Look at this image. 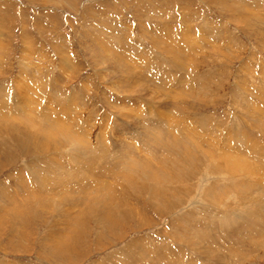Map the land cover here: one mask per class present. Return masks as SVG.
<instances>
[{
    "label": "rangeland",
    "instance_id": "obj_1",
    "mask_svg": "<svg viewBox=\"0 0 264 264\" xmlns=\"http://www.w3.org/2000/svg\"><path fill=\"white\" fill-rule=\"evenodd\" d=\"M238 7L245 14H235ZM164 112L188 153L186 137L196 140L193 165L168 140L151 150L147 132L163 129ZM49 126L60 144L41 141L47 146L41 151L40 130ZM72 135L93 149L96 169L78 154ZM105 149H123L150 169H128L113 154L103 158ZM201 150L219 162L224 153H239L251 172L237 165L230 177L251 189L224 194L208 210L206 190L231 180L219 178L218 168L212 174ZM103 168L119 175L106 177ZM263 171L264 0H0V264H120L124 254L137 255L138 245L142 257L182 253L200 264L202 251L174 241L175 223L204 209L201 217L217 222L254 210L250 200L259 185L264 191ZM155 181L166 188L168 209L143 192ZM105 182L110 189L100 190ZM95 184L82 199L81 188ZM63 211L75 214L70 227ZM60 236L65 248L47 245L60 247ZM226 236L223 252L238 244L247 255L237 264H264L260 243L245 247Z\"/></svg>",
    "mask_w": 264,
    "mask_h": 264
},
{
    "label": "bare ground",
    "instance_id": "obj_2",
    "mask_svg": "<svg viewBox=\"0 0 264 264\" xmlns=\"http://www.w3.org/2000/svg\"><path fill=\"white\" fill-rule=\"evenodd\" d=\"M235 5H238V4H235ZM242 6V5H240ZM245 7V6H244ZM228 8V7H227ZM240 8V10H239ZM242 7H238L237 9H235V14L236 13H244L242 10H241ZM233 10V9H232ZM246 10V9H245ZM231 11V10H230ZM245 14V13H244ZM250 17V16H249ZM249 17L248 19L246 18V22L249 21ZM244 18V17H243ZM244 20V19H243ZM251 20V19H250ZM240 21V20H238ZM189 37V36H188ZM187 41V40H186ZM192 41V40H191ZM187 43V42H186ZM195 49V48H194ZM171 77V76H170ZM55 94V93H54ZM154 97V96H153ZM134 100V99H133ZM120 104V103H119ZM160 106V105H159ZM23 107V106H22ZM28 114V113H27ZM138 114V113H137ZM141 116V114H139ZM163 117H165V121L166 122H163V129H165V131H162V127H159L155 130H152V132L148 131V137L149 139L151 140V143H152V146H151V150H153L155 147V143H158L157 140L159 141L160 145H162L161 143L165 140H168L170 143H171V146H172V149H177L176 151H178L179 153L181 152L182 148H184L183 152L185 155H183V152L181 154V156H185L186 158H184L187 162H189L190 164H192V159L189 157V154L191 152V144L194 148V150H197L198 148V144L192 140V138L189 136V137H186L187 139H185V141L190 144L189 146V153H188V148L186 147V145L183 143H179L178 141H176L175 137L172 136V133H171V130L170 129V121L168 122L167 119H168V116H169V119L171 120V117L169 114L167 113H163ZM128 119H131V116L128 114L127 115ZM160 116V115H159ZM138 117V116H137ZM162 117V116H161ZM160 117V118H161ZM48 118V117H47ZM126 118V119H127ZM14 119V118H13ZM45 119V118H44ZM50 119V118H48ZM135 119V117H134ZM137 119V118H136ZM161 119H164V118H161ZM160 119V120H161ZM132 120V119H131ZM140 120V119H139ZM164 121V120H163ZM172 121V120H171ZM45 123L46 122V119L44 121ZM49 122V120H48ZM51 123V121H50ZM53 123V122H52ZM29 124V123H28ZM48 124V123H47ZM55 124V123H54ZM165 125V127H164ZM47 126V125H46ZM58 126V125H57ZM29 127V125L27 126ZM34 127V125L32 126ZM143 127V126H142ZM141 127V128H142ZM52 128V130H54V126H49L48 127V131L47 133L44 131V129L40 130L41 133H42V136L43 138L40 140V143L39 141L38 142H34L33 140V144L35 143L36 145L39 143V145L41 146V141H48L47 144L49 143H55L57 145L60 144L59 142V138L57 137V134L55 133H51L50 132V129ZM57 128V127H56ZM135 129V128H134ZM143 129V128H142ZM161 129V130H160ZM65 131H67L68 129H64ZM39 131V132H40ZM62 131V130H61ZM59 131V132H61ZM38 132V133H39ZM63 132V131H62ZM150 132V133H149ZM69 133V131H68ZM146 133V134H147ZM30 134V133H29ZM47 134V135H46ZM139 134V133H138ZM165 134V135H164ZM12 135V134H11ZM39 135V134H38ZM65 135V134H64ZM70 135V134H69ZM175 135V134H174ZM74 137H71L70 140H74L77 144V152L78 154L81 155V158L84 159L87 164L89 165L90 163H92V165L94 166V168L96 169L97 166H99V164H97V162L95 160H93L94 158V154L93 152H91L93 149L91 147H89V144L84 142V140L81 139V137H77V139H75V135H72ZM166 136V137H165ZM196 136V135H195ZM36 137V136H35ZM247 137L248 136H245L243 133H242V136H240V139L243 141L246 142L247 140ZM53 138H58L57 141L53 140ZM64 138V137H63ZM3 139V138H2ZM163 139V141H162ZM26 140H30L29 139H26ZM38 140V139H37ZM62 140V139H61ZM70 140H67L69 142H71ZM25 141V140H24ZM31 141V140H30ZM65 141V140H64ZM162 141V142H161ZM26 142V141H25ZM200 143V142H199ZM34 144V145H35ZM43 144V143H42ZM30 145V143H29ZM50 145V144H49ZM164 145H165V142H164ZM54 146V147H55ZM170 146V147H171ZM227 146V144H226ZM49 147V146H48ZM163 147V146H162ZM255 147V146H254ZM47 146H41L39 149L41 151H43L44 149L46 150ZM50 148V147H49ZM48 148V149H49ZM53 148V147H52ZM68 148V147H67ZM74 148V147H73ZM234 148V147H233ZM32 150V148H30ZM36 149V147H35ZM34 149V150H35ZM47 149V150H48ZM203 149H205L203 147ZM250 149V148H249ZM106 150V149H105ZM108 150V149H107ZM106 150V151H107ZM234 150V149H233ZM75 151V150H74ZM116 151V150H115ZM118 151V150H117ZM113 152V153H112ZM107 151L106 155L103 156V158H107L109 155L113 154L114 157H116L115 159L113 160H119L117 163H120V165H123V166H126L128 169H131V167L133 168V170H140L143 168H147L149 167L148 169H150V166L148 164V162L144 161L142 163L139 162V160H136L132 157L130 158H126V151L123 150V149H120L118 152H114V151ZM199 152V151H197ZM201 152L203 154H205L204 156L205 157H209L210 159V165H211V170H212V174H215V169L218 168V170L220 171V174H219V178L221 179H225V180H231L230 181V185L228 186H223V185H219L217 184V187L215 188V185H212V187L208 188L206 190L207 192V195H206V199L208 198L209 199V204L206 206V208L208 210L212 209L210 206V204L212 205L213 203V206L215 205H218L219 201L222 200V197L224 194H228L230 192L233 193V191H235L236 193V190L237 192L239 191L240 193H243L241 190L245 191L247 189H251L249 187V183L246 184V183H243L242 181H239V180H236L235 178H232L230 177V175H235L237 169L235 168V166L237 165H246L247 169H249V173L251 172L250 171V166H249V163L248 161H244V159L242 158V156L239 154V153H233L232 155H229L228 153L227 154H223V156L221 157V160L219 162V159H216L214 160L213 157H212V153L211 155L206 153L205 150H201ZM230 152V150H229ZM33 153H36V152H33ZM41 153V152H40ZM46 153V152H45ZM103 153V152H102ZM175 154V153H173ZM246 154V153H245ZM182 156V157H183ZM188 156V157H187ZM221 156V155H220ZM43 157V156H42ZM88 157V158H87ZM102 157V156H101ZM100 158V157H99ZM37 159V158H36ZM35 159V160H36ZM40 159V158H39ZM98 159V158H97ZM101 159V158H100ZM98 159V163H99V160ZM208 159V158H207ZM75 161V160H74ZM102 161V159H101ZM204 161V160H203ZM47 162V161H46ZM109 162V161H108ZM150 162V161H149ZM186 162V164H187ZM218 162V163H217ZM103 163V162H101ZM110 163V162H109ZM115 163V164H117ZM40 164V163H39ZM38 164V165H39ZM48 164V163H47ZM49 164H52L49 162ZM105 164V163H104ZM111 164V163H110ZM130 166H127L129 165ZM142 164V166H141ZM189 164V165H190ZM107 165V163H106ZM105 165V166H106ZM193 165V164H192ZM191 165V166H192ZM53 166V165H52ZM110 166V165H109ZM226 166H229V167H226ZM107 167V166H106ZM210 167V166H209ZM108 168V167H107ZM107 168H103L104 170V176H108L110 177L111 174H108L107 172L109 173H116V175H119L118 172H115V170H112V169H107ZM181 168V167H180ZM240 168V167H239ZM147 169V170H148ZM226 169V170H225ZM29 170V173H33L34 172V169L33 168H28ZM181 170V169H180ZM185 170V169H184ZM132 170H127V172H130ZM149 171V170H148ZM177 171L178 168H177ZM176 171V172H177ZM259 171V170H258ZM82 172H84L85 174H87V171H83L82 169ZM126 172V171H125ZM167 172V171H166ZM245 172V171H244ZM264 172V171H263ZM79 173V172H78ZM102 173V174H103ZM144 173V171H143ZM154 173V172H153ZM242 173V172H240ZM122 174V173H121ZM125 174V173H124ZM149 174V173H148ZM171 174V173H170ZM73 175V174H72ZM147 175V174H146ZM145 177L147 178L148 176ZM164 175H167L164 174ZM169 175V173H168ZM167 175V177H168ZM173 175V173L171 174ZM228 175V176H227ZM103 176V175H102ZM144 176V175H143ZM154 176V175H153ZM152 176V177H153ZM252 176V175H251ZM254 176V175H253ZM256 176V175H255ZM73 177V176H72ZM76 177V176H75ZM151 177V176H150ZM165 177V176H164ZM163 178V180H169L167 179V177ZM114 178V176H113ZM172 178H180V176H174ZM49 178H46V180L44 179L45 181V184H47L46 186L49 187V186H52L51 183L49 185V181L48 180ZM108 179V178H107ZM105 179V180H107ZM248 179V178H247ZM147 180V179H146ZM153 180L154 181V177L149 179L148 181H151ZM157 180V179H156ZM174 182H177V179H173ZM242 180V179H241ZM250 180H251V177H250ZM253 180V179H252ZM54 181V180H53ZM53 181H50V182H53ZM163 182L162 180H160V183ZM246 182V181H245ZM249 182V181H247ZM255 182V181H254ZM253 182L252 186H256V184ZM158 181H155L153 184H151V186L149 187H145V190L143 192H145L147 195L149 194V196H151V200L150 202H153L154 204H157V205H160L162 204H165V201H166V208L168 209V201H167V198L165 197L166 196V192L164 190L165 186L163 187V184L161 185ZM250 183H252V181H250ZM55 184V183H54ZM99 184V183H98ZM107 183L105 182L104 185H102L100 187V190H103V189H110V185H106ZM221 184V183H220ZM255 184V185H254ZM258 184V183H257ZM261 184V183H259ZM96 185V184H95ZM90 185V187H84V188H81V191L80 194V197L83 196L82 199H84V197H86L87 194H89L87 192V189H92V187H98V185ZM166 185V184H164ZM219 185V186H218ZM248 185V186H247ZM263 185V184H262ZM55 186V185H54ZM86 186V185H85ZM258 186V185H257ZM112 188V186H111ZM114 188V187H113ZM255 188V187H253ZM115 189V188H114ZM166 189V188H165ZM1 190V189H0ZM2 193V190L0 191ZM209 192V193H208ZM252 192V191H251ZM96 193V192H95ZM234 194V193H233ZM252 194V193H251ZM250 194V195H251ZM256 195L254 196L253 199H251L250 201L254 200V203L251 204V206L253 207V205L255 206V209L254 210H251L252 208L249 206L247 209L245 208L244 210L246 211H242V212H238V213H227L225 216L221 215L219 219L221 222H217V220L215 221L214 218L211 217V219L209 218H205V217H201V215L203 214L202 212L204 213H207V209H204L201 211L200 214H198L199 216L195 219H188V217L190 218L191 215H193V213L190 215L189 213L186 214L188 217H184V225H181L180 227L177 226L178 222H174L175 223V228L174 229V241L176 243H179V245H181L185 250H188L187 248H192V250H200L202 251L200 254L202 255L201 257L198 256L197 259L198 261L200 262V264H236L237 263H242L243 261L247 260V255L243 252V250L241 251L239 249V247L241 246H235V244L231 245V244H228V246L226 245V248L223 247L225 249V252H223L221 249L222 247V244H223V239L227 238L226 235H229L230 234V237L228 238H236L235 240L236 241H241L243 242V245L244 243H252V244H258L260 243V247H263L264 248V206H263V203H264V191H262L260 189V185L258 186L257 188V192L255 193ZM205 196V195H204ZM147 197V196H146ZM60 198V197H59ZM123 199H125L124 197H122ZM89 200V198H88ZM87 199H85V201H88ZM116 202L118 201L117 197L115 198ZM76 204L79 202V199H76ZM125 201V200H124ZM126 203V202H125ZM119 204V203H117ZM56 205V204H55ZM125 205V204H124ZM249 205V204H248ZM263 206V207H262ZM105 208H101L102 210V216L101 217H104V218H107L109 215H110V211L109 213L106 214V212H103L104 209L107 210V206H104ZM159 207V206H158ZM129 209V208H128ZM134 210V209H133ZM157 210V209H156ZM159 210V209H158ZM213 210V209H212ZM262 211L261 215L259 214V216H256L257 213L256 211ZM64 213H61V216L64 215L66 217H68L70 220L68 222V227H70L71 224L75 223L76 221L75 220V214L72 213V211H70L71 213H67V211H63ZM160 212V211H159ZM210 214V213H209ZM256 214V215H255ZM183 215V214H182ZM206 215V214H205ZM185 216V215H184ZM71 217V218H70ZM175 220V219H174ZM201 220H204L206 221V223L204 221H201ZM66 220H64L65 222ZM177 221V220H176ZM182 221V220H181ZM142 222V221H141ZM141 222H140V225H141ZM204 222V223H203ZM71 223V224H70ZM109 223V226L112 225V222L111 221H106V224ZM180 223V222H179ZM202 223V224H201ZM206 229L203 228V225H206ZM174 227V225H172ZM171 226V227H172ZM222 226H224L222 228ZM66 228V227H65ZM74 231L76 229V226H73L71 227ZM71 228H68L69 230ZM225 228H228L225 230ZM231 228V229H229ZM64 229V228H63ZM67 229V228H66ZM224 229V231L222 230ZM225 233V234H224ZM226 236V237H225ZM224 237V238H223ZM62 238V239H60ZM60 240L57 241L56 243H58L60 245V247H58V245L54 244V243H48L47 245H51L55 250H58L60 249L61 250V247H63V237L60 236ZM259 241V242H258ZM136 243V242H135ZM225 243H228V242H225ZM139 244V243H138ZM263 244V246H262ZM242 245V246H243ZM67 246V245H66ZM245 246V245H244ZM246 247V246H245ZM65 248V247H63ZM206 248L207 250L206 251H203V249ZM242 248V247H241ZM139 249H140V245L137 246V255L135 254H131L130 256L129 255H123V258L121 259L122 261H120L119 263L120 264H192L188 258H184V257H181V255H183L182 253L180 255H177V253H147L145 254L143 257H142V253L139 252ZM190 251V250H189ZM222 252V255H220V253ZM190 253V252H189ZM198 253V252H197ZM206 254V255H203ZM216 253V254H214ZM63 254V253H62ZM179 254V253H178ZM191 254V253H190ZM219 254V255H218ZM60 256V255H59ZM180 257H181V261H180ZM127 259V260H126ZM236 259V260H235ZM184 261V262H183ZM194 262V261H192ZM194 264V263H193Z\"/></svg>",
    "mask_w": 264,
    "mask_h": 264
}]
</instances>
